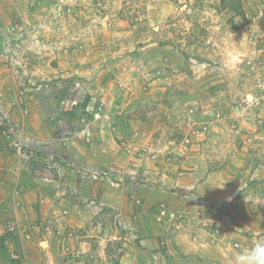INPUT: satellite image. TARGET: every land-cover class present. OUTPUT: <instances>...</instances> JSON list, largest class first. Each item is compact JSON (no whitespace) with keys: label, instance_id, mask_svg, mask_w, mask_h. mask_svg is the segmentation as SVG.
Segmentation results:
<instances>
[{"label":"rangeland","instance_id":"obj_1","mask_svg":"<svg viewBox=\"0 0 264 264\" xmlns=\"http://www.w3.org/2000/svg\"><path fill=\"white\" fill-rule=\"evenodd\" d=\"M260 78L264 0H0L1 200L25 201L0 231L32 264H189L173 242L215 213L177 215L201 197L174 177L264 191Z\"/></svg>","mask_w":264,"mask_h":264},{"label":"crops","instance_id":"obj_2","mask_svg":"<svg viewBox=\"0 0 264 264\" xmlns=\"http://www.w3.org/2000/svg\"><path fill=\"white\" fill-rule=\"evenodd\" d=\"M156 44L157 48L160 49L157 55L163 56L162 49L164 48L162 45L164 43L157 41ZM161 70L158 72L160 73ZM1 168L3 167L0 166ZM216 168L218 167L212 165L206 167L190 166L188 172H179V174L183 173L184 176L174 177L183 187L189 186V189L187 188L189 195L194 196L195 193L198 194L199 192L196 197H201L195 202L192 200L190 205L178 201L180 203L177 207L176 214L179 213L177 215L190 213L198 221L201 212H203L201 210L203 206L209 212L216 214L212 218L209 213L211 218H202L200 220H203L202 222H199L194 228H186V231L182 226L179 233L184 236V232H188L187 238L184 239L185 237L179 235L177 241L173 242L176 244L174 249L180 255L179 258L189 262V264H233L236 254L251 247L255 241L264 240V191H261L260 186H258L259 191H256L257 186L255 184L257 182L249 185L247 182L240 181L238 188L226 179L218 180L216 174L227 168L222 167L221 170ZM259 171L260 169L255 173H259ZM48 172L51 173L50 170ZM154 186V191L163 190L161 186ZM22 189L23 187L19 185L13 198H11L12 200L6 206L1 199H4L3 192L7 189L5 182L0 178V216L6 213L8 217L17 214L20 218H25L23 216L25 201L21 199L23 197ZM158 199H160V205L165 207L170 203L169 198L158 197ZM6 200L8 201L9 197ZM171 214L175 215V213ZM229 217H233L236 222L232 221L231 223ZM33 222V220H29L25 224L33 229L37 226V223L34 224ZM32 233L34 232L32 231ZM1 238L4 239L8 250L17 245V241L12 236L8 237L0 231Z\"/></svg>","mask_w":264,"mask_h":264},{"label":"built area","instance_id":"obj_3","mask_svg":"<svg viewBox=\"0 0 264 264\" xmlns=\"http://www.w3.org/2000/svg\"><path fill=\"white\" fill-rule=\"evenodd\" d=\"M258 84H259V88H260L259 95L252 97L253 102L256 105H259L262 101H264V79L261 80V78H260L258 80ZM0 123L2 124L1 120H0ZM13 129H14V127L11 128V130H13ZM23 147H24V145H23L22 141H19L18 143H16L15 148L17 149V156L19 158V161H18L19 165L22 164L23 157L28 156L27 152L25 150H23ZM22 230H23L22 226L18 223L17 220H14V221L11 220L10 222H8V231H12L15 234H18V236L20 238V245L12 247L9 250V255H10V258L15 262V264H32L31 257L28 253L26 246H25V238L29 239L30 234L27 233L24 235V233H22L23 232Z\"/></svg>","mask_w":264,"mask_h":264},{"label":"clouds","instance_id":"obj_4","mask_svg":"<svg viewBox=\"0 0 264 264\" xmlns=\"http://www.w3.org/2000/svg\"><path fill=\"white\" fill-rule=\"evenodd\" d=\"M233 264H264V240H257L251 247L236 254Z\"/></svg>","mask_w":264,"mask_h":264}]
</instances>
